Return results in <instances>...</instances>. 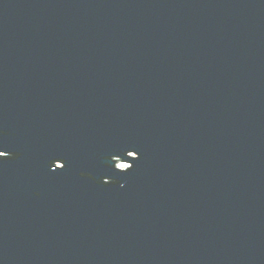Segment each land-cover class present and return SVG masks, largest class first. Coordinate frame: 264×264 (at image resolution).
Wrapping results in <instances>:
<instances>
[{"label": "water", "instance_id": "water-1", "mask_svg": "<svg viewBox=\"0 0 264 264\" xmlns=\"http://www.w3.org/2000/svg\"><path fill=\"white\" fill-rule=\"evenodd\" d=\"M0 155V264H264V0H0Z\"/></svg>", "mask_w": 264, "mask_h": 264}, {"label": "rangeland", "instance_id": "rangeland-1", "mask_svg": "<svg viewBox=\"0 0 264 264\" xmlns=\"http://www.w3.org/2000/svg\"><path fill=\"white\" fill-rule=\"evenodd\" d=\"M118 165H120L121 167H125L126 165H128V163L120 161Z\"/></svg>", "mask_w": 264, "mask_h": 264}, {"label": "snow or ice", "instance_id": "snow-or-ice-1", "mask_svg": "<svg viewBox=\"0 0 264 264\" xmlns=\"http://www.w3.org/2000/svg\"><path fill=\"white\" fill-rule=\"evenodd\" d=\"M0 157H4V155H0ZM85 173H81V175H84Z\"/></svg>", "mask_w": 264, "mask_h": 264}]
</instances>
